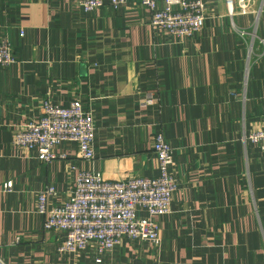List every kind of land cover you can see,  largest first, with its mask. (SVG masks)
I'll list each match as a JSON object with an SVG mask.
<instances>
[{"label":"crops","instance_id":"obj_1","mask_svg":"<svg viewBox=\"0 0 264 264\" xmlns=\"http://www.w3.org/2000/svg\"><path fill=\"white\" fill-rule=\"evenodd\" d=\"M205 13L200 32L172 42L132 1L83 12L0 0V36L14 57L0 70L4 264H264V142L247 139L264 126V0H232V12L207 0ZM75 98L93 115V161L78 160L74 143L49 163L15 143L44 100ZM158 133L174 148L177 180L170 211L157 217L160 245L125 238L99 263L93 248L60 253L65 235L43 229L35 192L53 185L49 204L60 206L81 169L113 181L155 176Z\"/></svg>","mask_w":264,"mask_h":264},{"label":"built area","instance_id":"obj_2","mask_svg":"<svg viewBox=\"0 0 264 264\" xmlns=\"http://www.w3.org/2000/svg\"><path fill=\"white\" fill-rule=\"evenodd\" d=\"M71 3L83 12H92L106 0H53ZM113 7L132 1L150 11V24L160 27L172 42H180L201 31L206 19L207 0H107ZM232 12V0H224ZM23 32L20 31V35ZM245 35L244 31H240ZM14 61L9 36H0V70ZM41 115L27 120L15 134L19 146L35 149L39 160L49 163L58 158L55 148L74 143L77 159H94V119L90 109L78 98L68 105L46 99L41 104ZM247 139L264 142V126L251 132ZM152 152L158 174L145 176L130 174L120 180H106L99 171L81 169L77 172L70 195L60 206L49 204L56 192L51 184L35 192V211L43 216V229L61 231L65 237L58 246L60 253L87 252L93 248L95 262L115 251L123 240L149 242L160 245L158 216L167 214L177 180L173 173L174 148L162 133L155 134ZM11 181L4 187L11 188ZM0 264H4L0 257Z\"/></svg>","mask_w":264,"mask_h":264}]
</instances>
